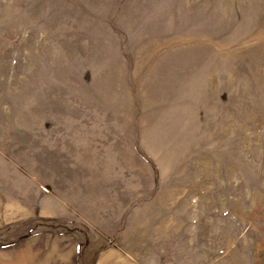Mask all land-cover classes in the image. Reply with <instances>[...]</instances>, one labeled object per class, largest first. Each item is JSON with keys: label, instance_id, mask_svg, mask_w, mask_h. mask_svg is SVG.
<instances>
[{"label": "rangeland", "instance_id": "1", "mask_svg": "<svg viewBox=\"0 0 264 264\" xmlns=\"http://www.w3.org/2000/svg\"><path fill=\"white\" fill-rule=\"evenodd\" d=\"M0 264H264V0H0Z\"/></svg>", "mask_w": 264, "mask_h": 264}]
</instances>
